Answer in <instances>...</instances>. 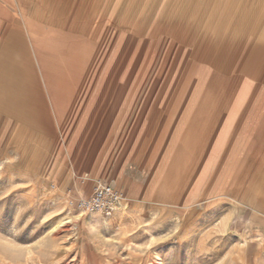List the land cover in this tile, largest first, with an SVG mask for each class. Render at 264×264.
I'll return each mask as SVG.
<instances>
[{"label":"rangeland","instance_id":"obj_1","mask_svg":"<svg viewBox=\"0 0 264 264\" xmlns=\"http://www.w3.org/2000/svg\"><path fill=\"white\" fill-rule=\"evenodd\" d=\"M91 1L62 0L66 13L80 9V22ZM112 2L116 28L128 35L130 95L143 98L131 105L127 152L120 164L114 157L106 175L69 170L56 182L46 167L60 132L19 138L1 122L0 264H230L239 243L264 242V218L241 215L234 185L217 191L216 183L238 182L248 170L217 168L232 165V154L214 145L216 131L185 153V122L174 107L183 93L200 99L217 74L259 73L264 0ZM86 113L104 112L81 107L68 123L77 129ZM97 181L124 199L108 213L83 214L76 203Z\"/></svg>","mask_w":264,"mask_h":264},{"label":"crops","instance_id":"obj_2","mask_svg":"<svg viewBox=\"0 0 264 264\" xmlns=\"http://www.w3.org/2000/svg\"><path fill=\"white\" fill-rule=\"evenodd\" d=\"M49 1L0 0V123L19 138L60 132L46 167L56 182L69 170L106 175L114 157L120 164L127 152L131 105L143 100L130 95L128 35L116 28L112 0H92L82 22L80 9L66 13L62 0ZM259 67L255 75H215L200 99L190 102L183 93L174 112L185 122L179 145L185 153L206 145L209 131H216L214 145L232 154L226 160L232 165L217 168L248 170L238 182L216 183L217 191L228 193L234 185L233 201L243 202L241 215L264 218V66ZM87 106L104 113L83 114L76 129L68 122L78 120ZM235 250L230 264H264V242H241Z\"/></svg>","mask_w":264,"mask_h":264},{"label":"built area","instance_id":"obj_3","mask_svg":"<svg viewBox=\"0 0 264 264\" xmlns=\"http://www.w3.org/2000/svg\"><path fill=\"white\" fill-rule=\"evenodd\" d=\"M123 199V193L117 188L97 181L94 184L92 195L78 201L76 208L83 214L108 213L116 208Z\"/></svg>","mask_w":264,"mask_h":264},{"label":"bare ground","instance_id":"obj_4","mask_svg":"<svg viewBox=\"0 0 264 264\" xmlns=\"http://www.w3.org/2000/svg\"><path fill=\"white\" fill-rule=\"evenodd\" d=\"M187 188V187H186ZM232 190H230L229 192H231ZM160 197H164V198H168V195H166V196H163V195H160ZM62 225H64V224H60L59 226H62ZM247 243V242H246Z\"/></svg>","mask_w":264,"mask_h":264}]
</instances>
